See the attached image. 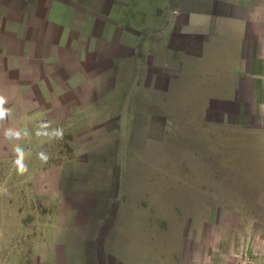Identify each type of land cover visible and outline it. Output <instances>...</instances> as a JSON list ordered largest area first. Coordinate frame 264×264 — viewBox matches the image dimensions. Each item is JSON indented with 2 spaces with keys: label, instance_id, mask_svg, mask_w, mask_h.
<instances>
[{
  "label": "crops",
  "instance_id": "1",
  "mask_svg": "<svg viewBox=\"0 0 264 264\" xmlns=\"http://www.w3.org/2000/svg\"><path fill=\"white\" fill-rule=\"evenodd\" d=\"M0 11V33L8 39L11 33H18L19 38V49L14 51L18 53L17 67L11 65L10 55L2 57L0 86L6 92L16 88L20 118H41L47 110L54 119L60 110L66 119L74 113L86 116L93 112L102 118L100 127H107L108 117H114L111 131L118 134L123 94L136 84L128 114L124 200L103 238V257L108 264H213L212 251L202 256L204 246L197 236L202 223L196 225L194 217L202 215L204 207H213V200L220 196V132L250 129L229 119L236 104L251 101V95L245 94V80L249 84L264 71L263 59L252 56L251 49L264 33V0H0ZM117 88L121 97L112 116L106 106L111 91ZM198 151L204 164L193 163ZM154 153L156 157L151 158ZM186 155L188 161L180 167L178 162H185ZM77 163L81 162L72 164ZM137 165L143 171L135 173ZM188 166H192L190 170ZM72 169L61 189L53 185L59 179H49L39 168L33 174L36 182L44 183L34 196H48L50 207L36 208L33 222L27 204L19 211L20 231L26 234L18 242L23 248L20 257L49 264L95 263V246L105 223L91 234L100 224L96 220L95 226L90 223L95 207L92 199L105 195L114 179L107 175L108 187L107 181L98 187L94 181L99 176L91 180L86 173ZM198 171L199 180L190 176L178 182L168 180ZM83 182L87 184L79 186ZM187 184L195 191L187 189ZM155 189L168 191L161 195L164 198L171 194L193 198L198 208L154 216ZM203 196L210 199L208 203L201 201ZM138 211L147 218L139 222L142 227L131 229L129 218H139ZM133 221L135 226L139 224ZM59 229L68 231L62 241ZM79 230L89 231L73 234ZM141 230L144 235L136 239ZM158 232L159 241L166 239L167 253L163 250L154 257L151 238ZM191 235L199 241L193 254L188 253ZM16 244L9 241L10 246ZM59 246H86L87 252L75 256ZM234 260L237 264L240 258Z\"/></svg>",
  "mask_w": 264,
  "mask_h": 264
},
{
  "label": "rangeland",
  "instance_id": "2",
  "mask_svg": "<svg viewBox=\"0 0 264 264\" xmlns=\"http://www.w3.org/2000/svg\"><path fill=\"white\" fill-rule=\"evenodd\" d=\"M54 15L56 16V12H54ZM0 19H2L1 11ZM4 34L0 33V67L2 66V57L6 59L9 55L11 65H16L17 67L18 53L14 51L19 49V38L15 36L18 33H11L12 36L9 39ZM251 49L253 51L252 56L260 55L259 57L263 59L262 64H264V33L259 35L256 42L253 41ZM245 81V94L251 95V101L244 104H236L234 108L235 114L229 121L234 125H243L250 127V129L249 131L235 133L220 132V141H222L220 143L222 145L219 147V175L217 178L220 196L217 201L213 200V207L208 204V208H203L202 215L194 217L196 225L200 224L199 221L202 223V228L197 235L204 246L202 256L205 258L212 251V255L215 257L213 258V264H235L236 260L234 259L236 258H240L237 264H264V71L261 70V76L257 80L252 78L249 84L247 80ZM11 90L6 92L5 87L0 86V95L8 97L9 104L7 107L12 109V115L9 120L0 125V184L5 185L11 193V196H0V264H49L46 262L41 263L38 260L30 262L26 258L19 256L23 250L18 244L19 239L26 238V234L20 231L21 220L19 211L27 204L32 210L30 215H32L31 222H33L36 208L50 207V204L47 203L48 196L41 194L37 198L34 196V191H40L44 184L43 182L40 183V181L36 182L33 176L34 173L42 171L44 176L49 177V179H59L57 182L54 181L53 185L56 184L61 189V186L66 184L62 180L73 172L72 168L77 171L80 170V173H86L91 180L99 176V179L94 181L98 187L103 186L107 181V175H112L114 179L109 187L107 186L109 185L108 181L105 183L106 187H108L107 195L92 199L95 207L90 214L93 219L90 223L93 226H95L94 223L96 221L100 222L97 229L93 227L92 235L96 232L98 233L97 230L101 229V222L105 223L99 237L100 241H95L99 247L95 246L94 264H108L103 257L105 246L103 245V238L109 232L110 226L117 215L118 207L124 200L125 189H123V185L126 187V181H124L126 150L130 137L128 133L130 124L129 108L125 109L124 103L125 101H131V98L128 97L130 90L123 94L124 103L120 112L121 117L118 119V134L111 131L114 128V125H112L114 122L110 123V120H115L114 117H108L107 127H100L98 126V121H102V118L99 119L96 113L93 112L88 113L86 116H82L81 113H74L73 118L66 119L60 110L58 118L54 119L53 115L51 116L47 110V113L41 118L28 115L27 118L22 119L19 117L18 96L15 97L16 88H11ZM119 93L120 89L117 88V91L116 89L111 91V97L108 98L106 111H109L108 114L112 116L116 112L117 103L119 104L118 100L121 97ZM74 115L77 117H74ZM68 120H71V122ZM41 121H51L52 127H62L64 129V138L49 142L46 138L36 137L35 129ZM6 127L27 128L32 133L30 137L20 142L25 151L30 152V155L25 160L29 168V172L26 175L17 173L13 151L15 142L5 138L3 133ZM118 148L119 152L117 153ZM40 152H45L49 155L50 159L47 164H44L39 159L38 153ZM200 154L201 151H198L197 158L193 160L194 164L203 162L200 159ZM149 156L151 158L156 157L155 153L153 156L151 154ZM180 158L183 157L180 156ZM187 161L188 155H186L185 162L180 161L178 165L184 168ZM76 162L81 163L73 166L72 163ZM191 167L188 169L190 170ZM37 168H39V171L35 172ZM134 170L135 173L143 171L141 165L134 166ZM103 171L107 172V174ZM180 175H183V177L176 175L171 179L169 178V182H178V180L188 176L198 180L202 177L200 171L194 174L188 172ZM41 177L42 175L39 176V179ZM155 177L158 179V176ZM83 184L85 186L87 183L83 182L80 185L78 183L79 186H83ZM178 184L174 185L178 186ZM199 184H196L197 189H199ZM187 185L189 186L187 189L195 191V189H192V184ZM91 187H94L92 182ZM149 187H154V185ZM102 188L104 189V187ZM155 190H158V192L154 194V201L156 202L154 205L155 213L152 214L154 216L169 212L174 213L172 212L174 210H195L198 208L195 207L193 198L180 197V194L178 196L171 194L169 197L164 198L161 195L163 192L168 193V191L164 189ZM149 200L151 201L152 198L149 197ZM208 200L210 199H207L206 196L201 198L204 204L208 203ZM179 202L187 204L179 205ZM139 209L140 207L138 206L137 210ZM102 211H106V213ZM138 214L139 218H133L137 221L136 224L143 222V218H147L143 211H138ZM100 219L102 221H99ZM133 219L129 218V227L131 229L142 227L143 223L135 226ZM174 225L177 226V223L174 222ZM88 231L79 230L74 231L73 234L86 235ZM67 232V229H59L60 241L66 238ZM161 232L163 235L166 234L165 231ZM161 232H158L159 234L156 237L152 235L151 238L154 240L153 245L151 244L154 248L152 255L154 257H158L163 250L167 253L165 237L163 241L158 239ZM142 235H144V231L141 230V233L136 234V239ZM192 236L188 238V253L190 254H193L199 248V241L195 242ZM12 240L16 241L17 244L10 246L9 241ZM140 247L143 248L142 245L138 244V248ZM33 248L35 246L27 247L28 250ZM144 248L147 250L146 254H148L150 248L149 240ZM58 249H66L68 254L75 256L82 252H85L84 254L87 252L86 246H59ZM230 256H232L231 261H229L231 259ZM177 264H193V262H178Z\"/></svg>",
  "mask_w": 264,
  "mask_h": 264
},
{
  "label": "clouds",
  "instance_id": "3",
  "mask_svg": "<svg viewBox=\"0 0 264 264\" xmlns=\"http://www.w3.org/2000/svg\"><path fill=\"white\" fill-rule=\"evenodd\" d=\"M9 99L5 95H0V125L8 121L12 115V109L7 107ZM4 136L7 140L13 141V151L15 154V167L19 175H26L29 172L26 157L30 155V152H26L21 143L26 138L32 135L31 131L27 128L18 129L15 127H6L4 129ZM35 136L38 138H46L47 141L62 140L64 138V129L62 127H52L51 121H41L35 129ZM39 159L47 164L50 157L45 152L38 153ZM0 196H11L8 188L0 184Z\"/></svg>",
  "mask_w": 264,
  "mask_h": 264
},
{
  "label": "trees",
  "instance_id": "4",
  "mask_svg": "<svg viewBox=\"0 0 264 264\" xmlns=\"http://www.w3.org/2000/svg\"><path fill=\"white\" fill-rule=\"evenodd\" d=\"M136 89V84L135 83H133L132 84V86H131V88L129 89L130 90V92H129V98H131L132 97V94H133V91ZM131 103V101L129 100V101H125V103H124V107H125V109L126 108H129V104ZM127 113V112H126ZM125 120V119H124ZM119 152V148H118V151H117V153Z\"/></svg>",
  "mask_w": 264,
  "mask_h": 264
}]
</instances>
